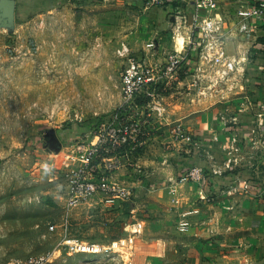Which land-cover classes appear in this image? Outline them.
<instances>
[{"label":"rangeland","instance_id":"374dc122","mask_svg":"<svg viewBox=\"0 0 264 264\" xmlns=\"http://www.w3.org/2000/svg\"><path fill=\"white\" fill-rule=\"evenodd\" d=\"M166 6L144 0H0V264L31 256L46 257L44 264H143L137 261L136 242L139 234H150L148 227H140L141 211L132 215L131 239L116 238L97 254L69 251L61 244L59 225L69 214L72 235L92 242L100 235L94 226L77 224L79 217L71 219V210L78 206L68 208L66 174L80 166L77 147L95 142L104 118L122 104L124 60L118 50L127 45L147 64L165 66L170 54L163 55L165 60L159 63L156 36L176 32V22L165 23L166 18L189 12L182 2ZM190 9L192 20L199 16L202 23L217 13ZM148 44L153 47L145 49ZM223 47L209 51L213 54ZM250 48L249 58L258 57L254 47ZM260 48L264 53V44ZM180 56L181 66L164 75L157 88L163 114L152 107L141 109L147 103L139 100V107L130 108L124 117H131L136 129L134 142L122 151L124 155L151 147L152 152H162L168 146L165 133L170 135L180 124L173 122L175 105L183 104L187 114L207 102V110L219 118L239 109L230 105V97L238 94L233 83L247 78L243 90L251 94L261 85L255 79L264 78V69L243 70L235 78L226 62L214 69L207 63H214L211 55L203 58L206 69L199 68L200 56L190 60ZM257 102L249 108L261 114L259 121H231V129L241 127L247 133L241 130V135L233 137L229 152L222 155L218 151L198 166L206 180L212 179L204 182L206 186L226 187L233 195L238 189L245 190L246 183L264 187V99ZM249 108L244 107L247 115ZM178 147L184 150L186 146ZM214 199H218L215 194ZM143 222L147 225L154 220ZM52 224L58 232L50 231Z\"/></svg>","mask_w":264,"mask_h":264},{"label":"crops","instance_id":"0c3cea01","mask_svg":"<svg viewBox=\"0 0 264 264\" xmlns=\"http://www.w3.org/2000/svg\"><path fill=\"white\" fill-rule=\"evenodd\" d=\"M122 1L142 2V0ZM219 1L221 2H219V11L215 19L221 21V33L229 32V28L233 29L226 43L229 40L233 42L226 45L224 54L221 56L209 51V56L221 58L220 62L214 60L211 64L209 60L207 63L216 69L218 65L232 61L235 66V78L240 77L243 70L262 71L264 53L260 47L264 44L262 43L264 42V16H254L251 20L253 32L241 34L237 31L240 20L238 10L245 8L248 4L243 0ZM182 3L185 4L188 13L164 20L168 24L176 22V32L166 31L156 36L155 47L159 63H163V55L173 54L176 51L179 56L180 54L188 56V60L190 57L200 56L199 68L206 69L203 58H207V53L203 51L202 45L200 46L202 51L199 46H196L204 36L201 27L203 23L199 16L193 21L191 5ZM170 6L172 4L166 7ZM235 26L236 30L233 28ZM197 35L199 38H196ZM153 44L149 47L148 44L145 49H150ZM248 47H254L258 57L250 59L248 52L251 48ZM244 79L240 77L241 81L233 83L238 87L236 91L238 94L230 97V105L233 103L239 109L222 113V120H220L221 116L215 118V111L207 110V102L204 107L195 106L187 114H184L186 112L183 110V104L175 105L176 110L173 111L177 117L173 122L180 123L194 133L202 142V147L197 148L180 139L172 129L170 135L165 133L164 142L168 143V146L162 152L155 150L152 152V147L145 144L151 149L144 148L142 149L144 152L140 153L131 151L130 155L121 156V167L110 181L129 192L127 201L117 200L116 204L111 205L108 202L110 196L100 192L71 210V219L79 217L80 221H77V224L79 223L81 227L98 228L100 235L93 243L105 248L110 247L116 238L131 239L132 215L141 211L140 227L145 226V229L148 227L147 232L150 235L148 233L138 235L136 256L140 263L261 264L264 262V187L251 185L250 189H238V192L233 195L229 188L206 186L204 182L212 181L211 178L207 180L204 178L202 182L182 180L185 172L191 167L204 164L210 157L217 155L218 151L222 155L229 152L233 137L241 135V130H243L242 134L247 133L241 127H237L240 130L231 129L229 125L231 121L234 123L236 120L241 121L240 119L259 121L261 118V114L258 116L249 106L256 105L258 100L264 99V78L255 79L256 83L261 85L251 94L243 90L248 81L247 78ZM244 107H247V110L249 108L250 115H247L248 111L244 110ZM183 144L186 146L184 150L176 148L177 145ZM102 172V168L94 169L93 177L101 176ZM213 194L218 198L214 199L216 201H213ZM191 209H198L199 212L187 217L189 228L181 231L179 226L184 221L183 213ZM145 220H154V223L146 225L143 222ZM90 221L94 223L90 224ZM118 233L120 235L117 236Z\"/></svg>","mask_w":264,"mask_h":264},{"label":"built area","instance_id":"2783aa9c","mask_svg":"<svg viewBox=\"0 0 264 264\" xmlns=\"http://www.w3.org/2000/svg\"><path fill=\"white\" fill-rule=\"evenodd\" d=\"M148 4L164 5L172 4L174 2H184L196 8L197 11L205 9L207 11L219 10L218 0H144ZM247 3L245 8L238 10L240 18L237 31L241 34H250L253 32L252 18L254 16H264V0H243ZM211 17V16H210ZM203 34L201 41L196 45L203 47L206 57L209 58V50L223 47L226 40L232 33L231 28L229 32L221 33V21L211 18L210 22H203ZM234 29L236 28L233 27ZM236 30V29H235ZM151 44L148 45V47ZM216 47V48H215ZM197 49V48H195ZM219 56L224 54V47L216 51ZM215 52V53H216ZM119 57L123 58L124 66L121 76V91L123 101L120 108L110 116L104 118L99 133L94 138L97 140L89 144L77 147V159L81 161L80 166L66 174L69 182V196L67 200L68 208L73 209L79 206L82 202L88 200L97 193L103 192L108 194V202L111 205L117 203V200L127 201L129 199V192L126 189L119 188L111 183L110 179L116 171L121 167V156L124 155L122 151L131 146L134 142V123L130 118H124L127 112L132 107H139V100H144L147 106L141 105V109L152 107L153 111H157L158 115L163 114V106L157 99V88L163 83V76L170 71L176 72L181 66L182 58L179 55L170 54L165 66H153L143 61V58L130 50L127 45H123L118 50ZM221 57L214 60L220 62ZM229 70H234L235 66L232 61L226 62ZM175 135L182 140H185L195 147L203 146L202 142L196 138L195 134L187 130L184 126L178 124L174 128ZM79 161V162H80ZM96 168H102L103 172L99 177H93V171ZM204 174L201 168L191 167L188 169L182 180L202 181ZM251 185L246 183L245 189H250ZM264 193V188H263ZM262 193V194H263ZM198 209L187 210L183 213L184 221L181 222L179 228L181 231L189 228V221L187 217L191 214L198 213ZM70 217L69 214L59 225L61 244L73 253L83 254H97L104 250L99 244L84 240L83 238L72 235L70 231ZM53 233L58 232V226L52 224L49 227ZM59 234V235H60ZM46 257L31 256L25 260H13L9 264H44Z\"/></svg>","mask_w":264,"mask_h":264}]
</instances>
